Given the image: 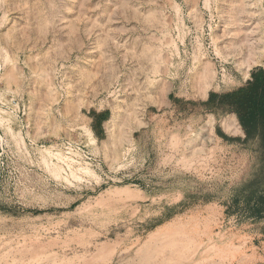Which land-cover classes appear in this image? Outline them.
<instances>
[{
  "label": "rangeland",
  "instance_id": "1",
  "mask_svg": "<svg viewBox=\"0 0 264 264\" xmlns=\"http://www.w3.org/2000/svg\"><path fill=\"white\" fill-rule=\"evenodd\" d=\"M257 68L264 0H0V264H264Z\"/></svg>",
  "mask_w": 264,
  "mask_h": 264
},
{
  "label": "trees",
  "instance_id": "2",
  "mask_svg": "<svg viewBox=\"0 0 264 264\" xmlns=\"http://www.w3.org/2000/svg\"><path fill=\"white\" fill-rule=\"evenodd\" d=\"M207 110H224L237 115L245 133V141L255 140L264 158V68H257L240 88L224 93H211ZM101 117H105L102 115ZM243 199L253 218L264 214V166L249 181L235 190V201Z\"/></svg>",
  "mask_w": 264,
  "mask_h": 264
},
{
  "label": "crops",
  "instance_id": "3",
  "mask_svg": "<svg viewBox=\"0 0 264 264\" xmlns=\"http://www.w3.org/2000/svg\"><path fill=\"white\" fill-rule=\"evenodd\" d=\"M250 78V77H249Z\"/></svg>",
  "mask_w": 264,
  "mask_h": 264
}]
</instances>
